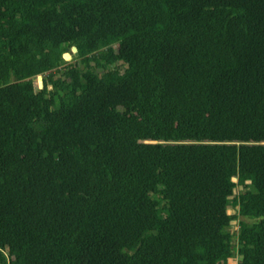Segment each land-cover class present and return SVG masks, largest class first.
Returning <instances> with one entry per match:
<instances>
[{
  "label": "trees",
  "instance_id": "obj_1",
  "mask_svg": "<svg viewBox=\"0 0 264 264\" xmlns=\"http://www.w3.org/2000/svg\"><path fill=\"white\" fill-rule=\"evenodd\" d=\"M235 258L264 264V0H0V264Z\"/></svg>",
  "mask_w": 264,
  "mask_h": 264
},
{
  "label": "rangeland",
  "instance_id": "obj_2",
  "mask_svg": "<svg viewBox=\"0 0 264 264\" xmlns=\"http://www.w3.org/2000/svg\"><path fill=\"white\" fill-rule=\"evenodd\" d=\"M65 59L68 61V63H70V65L74 66V64L76 63V58L74 54H65ZM237 192V190H236ZM242 218V217H240ZM237 229H238V224L237 222L232 223V225L230 226V230L233 234L237 233ZM237 258L233 259V260H229L230 264H236Z\"/></svg>",
  "mask_w": 264,
  "mask_h": 264
},
{
  "label": "water",
  "instance_id": "obj_3",
  "mask_svg": "<svg viewBox=\"0 0 264 264\" xmlns=\"http://www.w3.org/2000/svg\"><path fill=\"white\" fill-rule=\"evenodd\" d=\"M72 51H73V52H76V49L73 47V48H72ZM38 79L41 80V77H38ZM39 83H41V82L39 81ZM40 86H41V84H40Z\"/></svg>",
  "mask_w": 264,
  "mask_h": 264
},
{
  "label": "built area",
  "instance_id": "obj_4",
  "mask_svg": "<svg viewBox=\"0 0 264 264\" xmlns=\"http://www.w3.org/2000/svg\"><path fill=\"white\" fill-rule=\"evenodd\" d=\"M235 210H237V207H234Z\"/></svg>",
  "mask_w": 264,
  "mask_h": 264
}]
</instances>
